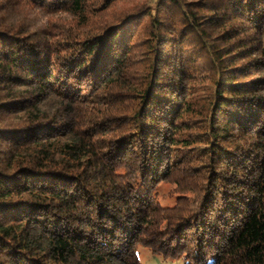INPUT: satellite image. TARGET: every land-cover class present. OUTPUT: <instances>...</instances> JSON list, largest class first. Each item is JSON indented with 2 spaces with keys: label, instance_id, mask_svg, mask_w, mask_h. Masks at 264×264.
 I'll return each instance as SVG.
<instances>
[{
  "label": "trees",
  "instance_id": "16d2710c",
  "mask_svg": "<svg viewBox=\"0 0 264 264\" xmlns=\"http://www.w3.org/2000/svg\"><path fill=\"white\" fill-rule=\"evenodd\" d=\"M138 246L264 264V0H0V264Z\"/></svg>",
  "mask_w": 264,
  "mask_h": 264
},
{
  "label": "rangeland",
  "instance_id": "374dc122",
  "mask_svg": "<svg viewBox=\"0 0 264 264\" xmlns=\"http://www.w3.org/2000/svg\"><path fill=\"white\" fill-rule=\"evenodd\" d=\"M159 197L162 205L172 206L175 202V194L173 192V187L170 185H163L159 190ZM162 196V197H161ZM137 254L140 260V264H183L182 260L176 262L163 261L161 258L152 256L148 249L143 246H138Z\"/></svg>",
  "mask_w": 264,
  "mask_h": 264
}]
</instances>
